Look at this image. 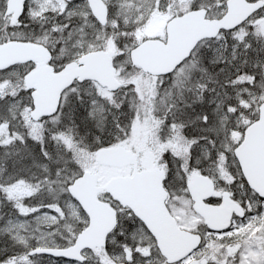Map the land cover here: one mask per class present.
<instances>
[{"label":"snow or ice","instance_id":"obj_1","mask_svg":"<svg viewBox=\"0 0 264 264\" xmlns=\"http://www.w3.org/2000/svg\"><path fill=\"white\" fill-rule=\"evenodd\" d=\"M0 264H264V0H0Z\"/></svg>","mask_w":264,"mask_h":264}]
</instances>
